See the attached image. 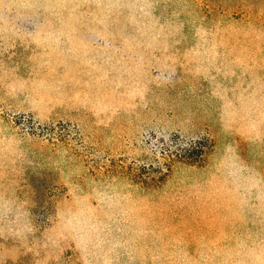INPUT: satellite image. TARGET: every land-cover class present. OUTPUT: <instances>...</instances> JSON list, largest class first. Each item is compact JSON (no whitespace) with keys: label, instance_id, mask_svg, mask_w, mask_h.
<instances>
[{"label":"rangeland","instance_id":"374dc122","mask_svg":"<svg viewBox=\"0 0 264 264\" xmlns=\"http://www.w3.org/2000/svg\"><path fill=\"white\" fill-rule=\"evenodd\" d=\"M0 264H264V0H0Z\"/></svg>","mask_w":264,"mask_h":264}]
</instances>
